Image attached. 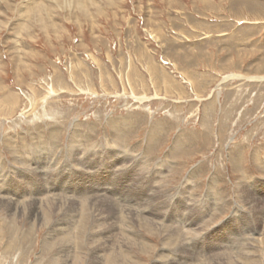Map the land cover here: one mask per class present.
<instances>
[{
    "label": "rangeland",
    "instance_id": "374dc122",
    "mask_svg": "<svg viewBox=\"0 0 264 264\" xmlns=\"http://www.w3.org/2000/svg\"><path fill=\"white\" fill-rule=\"evenodd\" d=\"M94 1H7L0 264H264V0Z\"/></svg>",
    "mask_w": 264,
    "mask_h": 264
},
{
    "label": "bare ground",
    "instance_id": "6f19581e",
    "mask_svg": "<svg viewBox=\"0 0 264 264\" xmlns=\"http://www.w3.org/2000/svg\"><path fill=\"white\" fill-rule=\"evenodd\" d=\"M0 1H4V4H5V6L4 7H2V6H0V8L2 9V11L0 10V15H2V19H0V25H6L7 23V21L6 22H4L5 21V15H6V13H8V9L9 10H11V5L12 4H14V3H12L11 5L7 2V1H12V0H0ZM15 1V0H14ZM100 1V0H99ZM16 2H17V0H16ZM99 3V2H98ZM103 3V2H102ZM15 5L16 6H18L17 8V10H16V12L18 13V16H17V20L16 21H18V23H15V26H16V28H17V26H18V28H19V30H21V27H23L24 26V24H25V26L24 27H30V26H35V25H40L41 26V28H43L44 30H46V27L44 26V23H47V25H48V28H49V24H50V26H52L53 25V27L54 26H56V24H54L53 23V19H54V14H56V13H59V12H61V11H63V12H66L67 14L66 15H68L71 11L73 12V11H79V12H85V11H88L89 10V8L90 7H95V5H97V7L99 6V4H97V2L95 3V1L94 0H18V3H15ZM19 11V12H18ZM74 13V12H73ZM85 15V14H84ZM68 17H69V15H68ZM32 19V20H31ZM13 20V19H12ZM26 22H27V24H26ZM51 22V23H50ZM8 23H10V22H8ZM17 24V25H16ZM10 25V24H9ZM30 25V26H29ZM8 26V25H7ZM5 27V26H4ZM24 27H23V29L22 30H24ZM52 27V28H53ZM8 28V27H7ZM14 29L13 30H17V29H15V27H13ZM56 28V27H55ZM26 29V28H25ZM27 30V29H26ZM1 31V30H0ZM14 31V32H15ZM47 31V30H46ZM14 32H12V33H14ZM21 33V32H20ZM23 33V32H22ZM158 33H160V32H158ZM12 35V34H11ZM16 35V34H15ZM19 36V35H18ZM17 39V38H16ZM18 41H19V39H18ZM17 43V42H16ZM17 45H18V43H17ZM16 45V46H17ZM16 48V47H15ZM19 48V47H18ZM20 50H22V49H20ZM14 51H17V50H14ZM18 51H19V49H18ZM18 51H17V53H18ZM21 52V51H20ZM17 53H16V55H17ZM95 53V52H94ZM19 54V53H18ZM18 56V55H17ZM19 57V56H18ZM20 58V57H19ZM18 58V59H19ZM130 65V64H129ZM72 74V73H71ZM128 79V78H127ZM32 90V89H31ZM27 97V96H26ZM48 97V96H47ZM3 98V97H2ZM4 99V98H3ZM7 99V98H6ZM16 99V98H15ZM1 100V99H0ZM13 100V99H12ZM2 101V100H1ZM3 102V101H2ZM31 104V103H30ZM39 104V103H38ZM17 105V104H16ZM33 105H34V103H33ZM16 107V106H15ZM2 109V108H1ZM10 113V112H9ZM15 117V116H14ZM54 117V116H53ZM225 123V122H224ZM45 130V129H44ZM76 131V130H75ZM31 132V131H30ZM53 132V131H52ZM41 136V135H40ZM122 139V138H121ZM116 141H117V139H115ZM22 141V140H21ZM79 142V141H78ZM23 145V144H22ZM117 145V144H116ZM75 146H76V144H75ZM21 147V146H20ZM82 148V147H81ZM9 149V148H8ZM12 150V149H11ZM86 151V150H85ZM22 152H23V150H22ZM45 152V151H44ZM12 156V155H11ZM87 157V156H86ZM89 158V157H88ZM92 158V157H91ZM52 160V159H51ZM90 160V159H89ZM131 161V160H130ZM134 161V160H133ZM22 162V161H21ZM117 162V161H116ZM118 164H120V162L118 163ZM259 164V163H258ZM39 168V167H38ZM73 168V167H72ZM119 168V167H118ZM74 170V169H73ZM117 170V169H116ZM75 171V170H74ZM84 171V170H83ZM137 171V170H136ZM16 172V171H15ZM52 172V171H51ZM50 172V173H51ZM93 172V171H92ZM55 173V172H54ZM63 173V172H62ZM154 173V172H153ZM86 174V173H85ZM94 174V173H93ZM53 175V174H52ZM62 175V174H61ZM95 175V174H94ZM132 175H134V174H132ZM20 176V175H19ZM38 176V175H37ZM97 176V175H96ZM59 177V176H58ZM22 178V177H21ZM55 178V177H54ZM102 178V177H101ZM124 178H126V177H124ZM166 178V177H165ZM89 179V178H88ZM95 179V178H94ZM104 179V178H103ZM56 180V179H55ZM108 180V179H107ZM111 180V179H110ZM112 181V180H111ZM132 181V180H131ZM163 181V180H162ZM190 181V180H189ZM36 182V181H35ZM63 182V181H62ZM37 183V182H36ZM89 183H91V182H89ZM98 183V182H97ZM103 183V182H102ZM29 184V183H28ZM108 184V183H107ZM120 184V183H119ZM131 184V183H130ZM255 184V183H254ZM31 185V184H30ZM64 186V185H63ZM103 186V185H102ZM106 187V186H105ZM110 187H112V186H110ZM251 187V186H250ZM33 188H34V186H33ZM37 188V187H36ZM81 188V187H80ZM160 188H161V186H160ZM174 188V187H173ZM23 189V188H22ZM86 189V188H85ZM103 189V191H104V188H102ZM110 189V188H109ZM89 190V189H88ZM116 190V189H115ZM163 190V189H162ZM161 190V191H162ZM250 190V189H249ZM54 191V190H53ZM112 191V190H111ZM245 191H246V188H245ZM9 192V191H8ZM64 192V191H63ZM92 192V191H91ZM105 192V191H104ZM106 192H108L107 191V189H106ZM117 192V191H116ZM155 192V191H154ZM160 192V191H159ZM60 193V192H59ZM58 193V194H59ZM153 193V192H152ZM167 193H168V191H167ZM17 194V193H16ZM55 194V193H54ZM61 194H63V193H61ZM80 194V193H79ZM79 194H78V198L80 199L81 197H79ZM113 194V193H112ZM160 194V193H159ZM249 194H251V193H249ZM50 195V194H49ZM56 195H57V192H56ZM74 195V194H73ZM72 195V196H73ZM88 195V194H87ZM157 195V194H156ZM162 195V194H161ZM10 196V195H9ZM21 196H23V194L21 195ZM58 196V195H57ZM56 196V197H57ZM66 196H69V195H66ZM71 196V195H70ZM82 196V195H81ZM157 196H159V195H157ZM163 196V195H162ZM161 196V197H162ZM247 196H248V194H247ZM51 196H49V198H50ZM53 197V196H52ZM51 197V198H52ZM87 197V196H86ZM164 197V196H163ZM8 198H10V197H8ZM32 198V197H31ZM72 198V197H71ZM88 198V197H87ZM97 198V197H96ZM104 198V197H103ZM116 198V197H115ZM241 198V197H240ZM255 198V197H254ZM54 199L56 200V198H54L53 197V201H54ZM99 199V198H98ZM97 199V200H98ZM151 199V198H150ZM181 199V198H180ZM185 199V198H184ZM238 199V198H237ZM11 200V199H10ZM65 200V199H64ZM68 200V199H67ZM81 200V199H80ZM104 200H105V198H104ZM108 200V199H107ZM117 200V199H116ZM119 200V199H118ZM133 200V199H132ZM143 200V199H142ZM254 200V199H253ZM51 201V200H50ZM66 201V200H65ZM68 201H70V198H69V200ZM79 201V200H78ZM110 201H112V198H111V200ZM123 201V200H122ZM127 201V200H126ZM126 201H125V203H126ZM159 201V200H158ZM255 201V200H254ZM13 202V201H12ZM106 202V201H105ZM134 202V201H133ZM155 202V201H154ZM252 202V201H251ZM15 203V202H14ZM51 203V202H50ZM63 203V202H62ZM71 203V202H70ZM79 203V202H78ZM83 203V202H82ZM100 203V202H99ZM179 203V202H178ZM25 204V203H24ZM43 204H44V202H43ZM102 204H103V202H102ZM101 204V205H102ZM111 204V203H110ZM114 204V203H113ZM123 204H124V201H123ZM128 204V203H127ZM134 204V203H133ZM162 204V203H161ZM209 204V203H208ZM50 205V204H49ZM55 205V204H54ZM69 205V204H68ZM78 205V204H77ZM106 205H108V204H106ZM115 205V204H114ZM120 205V204H119ZM183 205V204H182ZM249 205H251V204H249ZM254 205V204H253ZM5 206H6V204H5ZM8 206V205H7ZM11 206V205H10ZM19 206V205H18ZM61 206H62V204H61ZM65 206V205H64ZM79 206V205H78ZM82 206V205H81ZM111 206V205H110ZM116 206V205H115ZM127 206V205H126ZM125 206V207H126ZM160 206V205H159ZM196 206V205H195ZM26 207V206H25ZM35 207H37V206H35ZM52 207V206H51ZM73 207V206H72ZM122 207V206H121ZM125 207H124V209H125ZM154 207V206H153ZM198 207V206H197ZM48 208V207H47ZM76 208H79V207H76ZM108 208V207H107ZM112 208H114V207H112ZM117 208V207H116ZM128 208V207H127ZM140 208V207H139ZM167 208V207H166ZM214 208V207H213ZM245 208V207H244ZM261 208V207H260ZM25 209V208H24ZM30 209V208H29ZM28 209V210H29ZM39 209V208H38ZM54 209V208H53ZM57 209H58V207H57ZM64 209H65V207H64ZM131 209V208H130ZM129 209V210H130ZM147 209H149V208H147ZM256 209V208H255ZM32 210V209H31ZM46 210V209H45ZM62 210V209H61ZM67 210V209H66ZM71 210V209H70ZM76 210V209H75ZM95 210V209H94ZM111 210V209H110ZM119 210H121V208H120V206H119ZM122 210H123V208H122ZM187 210V209H186ZM258 210V209H257ZM18 211V210H17ZM47 211V210H46ZM60 211V210H59ZM85 211V210H84ZM83 211V212H84ZM91 211V210H90ZM97 211V210H96ZM142 211H144V210H142ZM184 211H185V209H184ZM7 212H9V211H7ZM25 212H28V211H26L25 210ZM39 212V211H38ZM61 212V211H60ZM63 212V211H62ZM131 212V211H130ZM194 212H195V210H194ZM198 212V211H197ZM210 212V211H209ZM256 212V211H255ZM15 213V212H14ZM59 212H57L56 214H58ZM68 213V212H67ZM79 213H81L82 214V211L81 212H79ZM78 213V214H79ZM110 213H111V211H110ZM127 213V212H126ZM133 213V212H132ZM12 215H14L13 214V212L11 213ZM29 214V213H28ZM31 214V213H30ZM34 214V213H33ZM97 214L98 215H93V216H95V217H97V218H99V216L100 217H102V215L103 214H105V213H102V212H97ZM113 214V213H112ZM117 214V213H116ZM120 213H118L117 214V216L119 215ZM141 214V213H140ZM142 214H144V213H142ZM209 214V213H208ZM258 214V213H257ZM9 215V214H8ZM11 215V216H12ZM21 215V214H20ZM60 215V214H59ZM58 215V216H59ZM69 215V214H68ZM80 215V214H79ZM83 215H84V213H83ZM109 215V214H108ZM125 215V214H124ZM138 215H139V213H138ZM182 215V214H181ZM187 215V214H186ZM259 215V214H258ZM10 216V215H9ZM25 216V215H24ZM52 216V215H51ZM81 216V215H80ZM80 216H79V218H80ZM113 216V215H112ZM162 216V215H161ZM187 216H189V215H187ZM192 216V215H191ZM207 216V215H206ZM16 217V216H15ZM19 217V216H18ZM36 216H34V218H35ZM78 217V216H77ZM146 217V216H145ZM186 217V216H185ZM260 217V216H259ZM9 218V217H8ZM17 218V217H16ZM62 218V217H61ZM75 218V217H74ZM120 218V217H119ZM152 218V217H151ZM201 218V217H200ZM263 218V217H262ZM33 219V218H32ZM51 219H52V217H51ZM58 219V218H57ZM59 219H60V217H59ZM63 219V218H62ZM78 219V218H77ZM179 219V218H178ZM197 219V218H196ZM260 219V218H259ZM67 219H65V221H66ZM68 220H69V218H68ZM109 220V219H108ZM132 220V219H131ZM142 220V219H141ZM153 220V219H152ZM187 220H188V218H187ZM199 220V219H198ZM258 220V219H257ZM63 221V220H62ZM76 221V220H75ZM93 221H94V219H93ZM99 221V220H98ZM117 221V220H116ZM119 221H120V219H119ZM125 222H126V220H124ZM142 221H144V220H142ZM154 221L155 220H153V223H154ZM157 221V220H156ZM155 221V222H156ZM162 221H164V220H162ZM181 221H184V220H181ZM186 221V220H185ZM184 221V222H185ZM60 222V221H59ZM71 222V221H70ZM81 222V221H80ZM109 222V221H108ZM128 222V221H127ZM151 222V221H150ZM158 222H159V220H158ZM157 222V223H158ZM161 222V221H160ZM201 222V221H200ZM45 223V222H44ZM49 223V222H48ZM61 223V222H60ZM73 223V222H72ZM75 223V222H74ZM84 223V222H83ZM83 223H80V224H83ZM101 223V222H100ZM117 223V222H116ZM144 223H145V221H144ZM156 223V224H157ZM164 223V222H163ZM168 223H170V222H168ZM175 223V222H174ZM173 223V224H174ZM188 223H190V222H188ZM202 223V222H201ZM58 224V223H57ZM63 224V223H62ZM71 224V223H70ZM96 224H98V223H96ZM102 224V223H101ZM125 224V223H124ZM149 224V223H148ZM147 224V225H148ZM155 224V223H154ZM162 224V223H161ZM161 224H159V225H161ZM173 224H171V225H173ZM253 224V223H252ZM46 225H47V223H46ZM104 225V224H103ZM120 225V224H119ZM130 225V224H129ZM135 225V224H134ZM166 225V224H165ZM176 225V224H175ZM182 225H184L183 223H182ZM194 225V224H193ZM192 225V226H193ZM260 225V224H259ZM84 226V225H83ZM107 226V225H106ZM122 226V225H121ZM125 226V225H124ZM127 226V225H126ZM125 226V227H126ZM136 226V225H135ZM140 226V225H139ZM146 226V225H145ZM155 226V225H154ZM174 226V225H173ZM180 226V225H179ZM186 226H187V224H186ZM195 226V225H194ZM86 227V226H85ZM84 227V229H86ZM90 227V226H89ZM88 227V228H89ZM114 227V226H113ZM125 227H124V229H122V230H125ZM149 227V226H148ZM159 227V226H158ZM161 227V226H160ZM176 227V226H175ZM198 227V226H197ZM197 227H195V229L197 228ZM91 228V227H90ZM102 228V227H101ZM111 228V227H110ZM142 228V227H141ZM150 228V227H149ZM163 228H166V227H163ZM199 228V227H198ZM259 228V227H258ZM58 229V228H57ZM63 229V228H62ZM80 229V228H79ZM92 229V228H91ZM116 229V228H115ZM139 229V228H138ZM155 229H156V227H155ZM155 229H151L152 231H154ZM178 229V228H177ZM185 229V228H184ZM76 230V229H75ZM114 229H112V231H113ZM119 230V229H118ZM141 230V229H140ZM179 230V229H178ZM183 230V229H182ZM199 230V229H198ZM262 230V229H261ZM264 230V229H263ZM12 231H13V229H12ZM69 231V230H68ZM125 231H127V230H125ZM125 231H124V233H125ZM129 231V230H128ZM146 231H148V230H146ZM156 231V230H155ZM172 231V230H171ZM180 231V230H179ZM184 231H186V230H184ZM241 231V230H240ZM66 232H67V230H66ZM101 232V231H100ZM99 232V233H100ZM122 232V231H121ZM133 232V231H132ZM141 232V231H140ZM164 232V231H163ZM175 232V231H174ZM234 232H236V231H234ZM247 232V231H246ZM76 233V232H75ZM107 233V232H106ZM156 233H158V232H156ZM170 234H171V232H169ZM168 233V234H169ZM173 233V232H172ZM176 233V232H175ZM230 233H231V231H230ZM238 233V232H237ZM252 233H254V232H252ZM89 234V233H88ZM126 234V233H125ZM130 234V233H129ZM142 234H144V233H142ZM150 234V233H149ZM169 234V235H170ZM233 234V233H232ZM255 234V233H254ZM66 235V234H65ZM69 235V234H68ZM91 235V234H90ZM107 235V234H106ZM141 235V234H140ZM156 235V234H155ZM161 235V234H160ZM165 235V234H164ZM181 235V234H180ZM183 235V234H182ZM237 235V234H236ZM253 235V234H252ZM125 236V235H124ZM128 236V235H127ZM132 236V235H131ZM175 236H176V234H175ZM186 236V235H185ZM187 236H188V234H187ZM234 236V235H233ZM264 236V235H263ZM23 237V236H22ZM60 237V236H59ZM64 237H66V236H64ZM68 237V236H67ZM72 237V236H71ZM97 237V236H96ZM139 237V236H138ZM161 237V236H160ZM178 237V236H177ZM232 237V236H231ZM248 237V236H247ZM51 238V237H50ZM53 238V237H52ZM89 238V237H88ZM95 238V237H94ZM124 238V237H123ZM167 238V237H166ZM227 238H229V237H227ZM54 239V238H53ZM72 239V238H71ZM74 239V238H73ZM76 239V238H75ZM128 239V238H127ZM251 239V238H250ZM256 239V238H255ZM259 239V238H258ZM132 240V239H131ZM166 240V239H165ZM174 240V239H173ZM201 240V239H200ZM257 240V239H256ZM11 241V240H10ZM57 241V240H56ZM87 241V240H86ZM99 241V243H101L100 242V240H98ZM163 241V240H162ZM171 241V240H170ZM225 241V240H224ZM224 241H223V243H224ZM227 241V240H226ZM237 241V240H236ZM63 242V241H62ZM68 242V241H67ZM102 242H103V239H102ZM124 242V241H123ZM127 242V241H126ZM179 242V241H178ZM186 242V241H185ZM228 242V241H227ZM12 243V242H11ZM53 243H55L54 242V240H53V242H52V244ZM71 243V242H70ZM88 243H89V241H88ZM98 243V242H97ZM119 243V242H118ZM214 243V242H213ZM235 243V242H234ZM10 244V243H9ZM57 244H58V242H57ZM86 244V243H85ZM120 244V243H119ZM128 244V243H127ZM143 244V243H142ZM141 244V245H142ZM177 244H179V243H177ZM248 244V243H247ZM87 245V244H86ZM96 245V244H95ZM183 245V244H182ZM222 245H224V244H222ZM92 246V245H91ZM101 246H102V244H101ZM116 246V245H115ZM120 246H122V245H120ZM133 246V245H132ZM194 246H195V244H194ZM228 246V245H227ZM226 246V247H227ZM230 246V245H229ZM68 247V246H67ZM196 247V246H195ZM202 247V246H201ZM220 247V246H219ZM225 247V246H224ZM246 247V246H245ZM247 247H249V246H247ZM112 248V247H111ZM181 248V247H180ZM191 248V247H190ZM198 248V247H197ZM229 248V247H228ZM68 249V248H67ZM94 249V248H93ZM129 249H130V247H129ZM150 249V248H149ZM162 249V248H161ZM164 249V248H163ZM166 249V248H165ZM179 249V248H178ZM188 249V248H187ZM194 249V248H193ZM201 249V248H200ZM63 251H64V248L62 249ZM61 250V251H62ZM131 250V249H130ZM184 250V249H183ZM243 250H245V249H243ZM68 251V250H67ZM97 251V250H96ZM106 251V250H105ZM119 251V250H118ZM123 251V250H122ZM152 251V250H151ZM196 251H198L197 249H196ZM195 251V252H196ZM249 251H250V249H249ZM60 252V251H59ZM94 252V251H93ZM120 252V251H119ZM129 252V251H128ZM173 252V251H172ZM179 252V251H178ZM194 252V253H195ZM251 252V251H250ZM249 252V253H250ZM255 252V251H254ZM62 253V252H61ZM92 252H90V254H91ZM101 253V252H100ZM182 253H184V252H182ZM198 253V252H197ZM202 253V252H201ZM239 253H240V251H239ZM244 253V252H243ZM246 253V252H245ZM249 253H247V254H249ZM97 254V253H96ZM252 254H254L255 255V253H252ZM98 255V254H97ZM100 255V254H99ZM119 255H120V253H119ZM118 255V256H119ZM165 255V254H164ZM251 255V254H250ZM249 255V256H250ZM122 256V255H121ZM202 256V255H201ZM219 256V255H218ZM260 256V255H259ZM90 257V256H89ZM105 257V256H104ZM115 257V256H114ZM113 257V258H114ZM158 257V256H157ZM237 257V256H236ZM252 257H254V256H252ZM262 257H264V256H262ZM67 258V257H66ZM69 258V257H68ZM96 258H97V256H96ZM150 258V257H149ZM159 258V257H158ZM168 258V257H167ZM247 258V257H246ZM257 258V257H256ZM260 258V257H259ZM58 259V258H57ZM263 259V258H262ZM105 260V259H104ZM110 260V259H109ZM118 260V259H117ZM169 260V259H168ZM234 260V259H233ZM237 260V259H236ZM245 260V259H244ZM248 260V259H247ZM250 260V259H249ZM253 260H255V259H253ZM252 260V261H253ZM96 261V260H95ZM111 261H112V259H111ZM220 261V260H219ZM222 261V260H221ZM224 261V260H223ZM238 261H239V259H238ZM238 261H236V262H238ZM257 261H258V259H257ZM70 262V261H69ZM108 262V261H107ZM117 262V261H116ZM243 262V261H242ZM247 263H248V261H246ZM262 262V261H261ZM260 262V263H261ZM94 263V262H93ZM99 263V262H98ZM111 263V262H110ZM153 263V262H152ZM173 263V262H172ZM214 263V262H213ZM222 263V262H221ZM246 263V264H247ZM252 263V262H251ZM257 263V262H256ZM101 264V263H100ZM104 264V263H103ZM185 264V263H184ZM188 264V263H187ZM224 264V263H223ZM227 264V263H226ZM241 264V263H240ZM249 264V263H248Z\"/></svg>",
    "mask_w": 264,
    "mask_h": 264
}]
</instances>
